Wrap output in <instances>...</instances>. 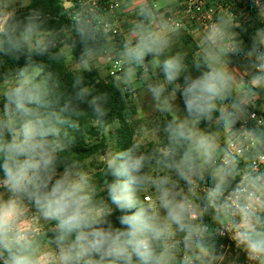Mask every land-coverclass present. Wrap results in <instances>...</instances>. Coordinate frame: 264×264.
Returning a JSON list of instances; mask_svg holds the SVG:
<instances>
[{
	"label": "clouds",
	"instance_id": "obj_1",
	"mask_svg": "<svg viewBox=\"0 0 264 264\" xmlns=\"http://www.w3.org/2000/svg\"><path fill=\"white\" fill-rule=\"evenodd\" d=\"M59 3L66 23L50 28L33 0H0V53L26 57L0 74V264H225V236L246 264H264V27L245 46L234 13H218L190 59L179 0ZM253 4L264 23V2ZM45 55L74 73V97L33 59ZM93 69L122 96L139 92L152 116L126 149L109 94L84 84ZM81 102L113 138L102 186L71 151Z\"/></svg>",
	"mask_w": 264,
	"mask_h": 264
},
{
	"label": "trees",
	"instance_id": "obj_2",
	"mask_svg": "<svg viewBox=\"0 0 264 264\" xmlns=\"http://www.w3.org/2000/svg\"><path fill=\"white\" fill-rule=\"evenodd\" d=\"M32 6L42 7L45 14L50 17L48 21V27L58 28L66 23V19L60 14L62 9L60 7L59 0H33ZM241 9H245V14H247L248 20H244L240 17V15H242L240 14ZM28 11L29 9H20L17 13L18 18H23V16H25ZM231 12L234 13L240 24V27L236 28V32L238 33L237 38L242 40L245 46H250L252 34L257 28L264 27V23H262L257 18L256 8L251 3L246 5L237 3ZM182 39L185 44L194 46L191 38H189L187 35H184ZM79 53L80 46L77 45V48L74 51V56L78 58ZM188 53L190 59L195 57L194 51L191 50ZM33 59L38 63H44L47 66V70L52 71L57 76L61 82V88L64 91L66 98L74 97L75 89L72 87L74 73L67 66H65L63 62L50 60L48 55L33 57ZM25 63L26 57L24 55H21L19 59H16L11 55L0 53V74L22 67ZM82 76L84 77V84L93 89L92 95H97L104 92L109 94V99L106 104V107L109 110L108 119L109 121H117L119 124V126L114 130L116 146L120 150L126 149L132 143V135L135 131L133 120L138 113L137 105L132 102L131 94H128V96H122L121 93L112 85L111 77L102 79L99 75V72L95 69L90 72H83ZM90 98L91 97H89V99ZM79 107L88 115L81 119L80 128L73 131L75 140L72 144L71 151L76 154L79 160L85 163L94 156L103 155L107 147V143L104 137L98 136L96 129L92 127L90 123V120L93 117L91 108L88 106V104L86 102H81L79 103ZM61 167L63 168V166ZM103 168L104 164H100L97 167V171L95 172L98 182L101 186L103 185L104 179L100 176L102 175ZM108 179L111 180L112 177L109 176ZM101 195L106 197V192L102 193ZM119 215V211H115L113 216L110 217L115 226H120L116 219V217ZM220 245L223 246L222 249L229 247L232 250L235 246L234 244H230V246H228V241L223 238L218 240V246Z\"/></svg>",
	"mask_w": 264,
	"mask_h": 264
},
{
	"label": "rangeland",
	"instance_id": "obj_3",
	"mask_svg": "<svg viewBox=\"0 0 264 264\" xmlns=\"http://www.w3.org/2000/svg\"><path fill=\"white\" fill-rule=\"evenodd\" d=\"M237 3H239L238 0H215L214 3H212L211 0H208V5L217 7L218 10H219V13H221V12L228 13L229 11H232L233 8H235V5ZM240 11H241L240 14H242V15H240V17L242 19H244V20H248L247 14H245L246 13L245 9H243V10L241 9ZM190 20L192 21V24H194L195 27L197 28V32L195 33V35H193L194 46L193 45H188V44H185V43L184 44H185L186 50L188 52H190L192 50V51L195 52L194 56H197L198 53H199V49L197 48L198 36H199L200 32L203 29L206 28V25L202 21H199V20H193L191 18H190ZM181 30H182L183 36H184L185 33H187V30H186V28L185 29H181ZM234 31L236 32V28L234 29ZM231 59H232V64L230 66H239L242 63V60L239 57L232 56ZM108 67H109V71L115 70L110 65ZM99 75H100V73H99ZM107 78L108 77H103L102 79H107ZM137 88L139 89V84L137 85ZM131 99H132V102H134L137 105V108H138V113H137V115L135 116V118L133 120V126H134V128L136 130V128L139 125L150 122L151 119H152V116L150 114L149 115H145V114L141 113L140 108H139V104L141 102V98L139 96V92L137 93V96H133L131 94ZM148 100H149V98L145 97L144 101H143V104H142V106H143V108H144V110L146 112L150 111V109L148 107ZM177 103H179L181 105V107H183L182 99L179 96H178V99H177ZM201 127H206V124L202 123ZM111 135L114 138V131L111 133ZM113 138H105L106 143H107V147H106L105 152H104L103 155L94 156V157H92L91 159H89V160H87L85 162L86 167L89 168L90 170L94 171V173L97 171V167L100 164H104V158L106 157L108 151L111 148L114 147ZM59 170L62 171L63 168L59 169ZM228 246H230V244H228ZM221 250L225 253V255L227 257V259L225 261V264H229V261H233V260L236 261V264H246V259H245L244 254L242 252H238V250L235 249V246H234L233 250L230 249L229 247H225V248H223Z\"/></svg>",
	"mask_w": 264,
	"mask_h": 264
},
{
	"label": "built area",
	"instance_id": "obj_4",
	"mask_svg": "<svg viewBox=\"0 0 264 264\" xmlns=\"http://www.w3.org/2000/svg\"><path fill=\"white\" fill-rule=\"evenodd\" d=\"M110 2L111 0H99L101 7L107 6V4ZM238 2L244 5L251 3L254 6L253 0H238ZM262 2L264 1L262 0ZM186 8L191 19L202 21L206 25V27L219 13L217 7L208 5V0H188L186 2ZM174 24L179 26V28L181 27V23L177 22L175 18ZM256 114L257 116H262L264 115V112L256 110ZM222 238L226 239L228 241V244H234L227 236Z\"/></svg>",
	"mask_w": 264,
	"mask_h": 264
},
{
	"label": "crops",
	"instance_id": "obj_5",
	"mask_svg": "<svg viewBox=\"0 0 264 264\" xmlns=\"http://www.w3.org/2000/svg\"><path fill=\"white\" fill-rule=\"evenodd\" d=\"M188 0H179V6L177 7L175 11V19L177 22L181 23L180 29H185L187 30V35L189 38H191L192 42L194 43V38L193 35L197 32V28L195 27L194 24H192V21L190 20V16L187 12L186 8V2ZM212 3L215 2V0H211Z\"/></svg>",
	"mask_w": 264,
	"mask_h": 264
}]
</instances>
